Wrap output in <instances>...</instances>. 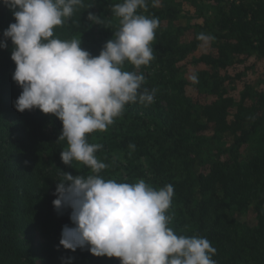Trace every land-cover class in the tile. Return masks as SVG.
Instances as JSON below:
<instances>
[{
	"label": "trees",
	"instance_id": "1",
	"mask_svg": "<svg viewBox=\"0 0 264 264\" xmlns=\"http://www.w3.org/2000/svg\"><path fill=\"white\" fill-rule=\"evenodd\" d=\"M210 1L207 8L201 0H158V6L147 0V8L137 10L159 19L153 59L139 69L125 62L123 70L143 74L141 91L155 90L154 100L126 104L106 131L88 135L90 144L102 145L95 155L107 167L98 174L80 162H62L67 141L58 140L59 118L15 108L20 93L7 84L15 64L12 41L0 47V264H121L88 247L73 252L60 245L63 227H74L71 209L57 212L53 205L64 172L118 183L142 179L156 190L170 184L166 215L178 236L206 238L216 264H264V88L246 84L240 91L245 74L231 70L264 60V0ZM123 2L84 0L54 38L79 39L98 56L120 27L112 6ZM182 19L188 24L180 25ZM14 22L0 3V43ZM201 33L214 39L208 52L193 57L203 45ZM23 219L49 224V244L34 247L23 239Z\"/></svg>",
	"mask_w": 264,
	"mask_h": 264
},
{
	"label": "clouds",
	"instance_id": "2",
	"mask_svg": "<svg viewBox=\"0 0 264 264\" xmlns=\"http://www.w3.org/2000/svg\"><path fill=\"white\" fill-rule=\"evenodd\" d=\"M15 19L4 31L13 44L11 59L16 68L13 80L22 88L15 108L39 109L62 121L58 140H66L61 160L71 166L80 162L100 173L107 165L95 153L101 144H90L88 135L106 131L128 103L150 104L154 92L141 91L143 74L123 70L125 62L139 69L153 59L151 44L158 18L137 14L147 0H124L112 6L119 30L106 42L98 56L82 48L79 39L54 38V29L70 19L84 0H0ZM158 6V0H153ZM91 8V6H88ZM92 22L97 16L89 13ZM207 45L214 37L201 33ZM134 148V145H130ZM53 200L57 212L70 208L74 227L65 225L60 245L75 252L89 248L96 257L119 258L121 264H216V249L202 237L178 236L166 215L173 186L159 190L146 184L118 183L99 175L73 176L64 172Z\"/></svg>",
	"mask_w": 264,
	"mask_h": 264
},
{
	"label": "rangeland",
	"instance_id": "3",
	"mask_svg": "<svg viewBox=\"0 0 264 264\" xmlns=\"http://www.w3.org/2000/svg\"><path fill=\"white\" fill-rule=\"evenodd\" d=\"M203 5L207 8H210V6L213 4V1L210 0H201ZM196 21V20H195ZM180 25H186L188 24L187 19H182L179 22ZM212 43L210 42L207 45H202L200 49L193 54V57L199 56L201 54H204L205 52L209 51V48H211ZM189 62H186V65H188ZM249 64L252 66L249 70H245V66H238V67H232L231 70H236L234 72H243L245 75L243 77V82L240 85V91L244 89L243 85L249 84L250 90H262L264 88V60H258V59H251ZM187 71V75L189 76L193 71L194 67ZM16 65L12 64L11 66V72L7 79V84L9 87V90H12L13 92H18L21 94L22 88L19 86L14 80H13V73L15 71ZM233 72V71H232ZM33 156L36 155L35 153H32ZM245 220H248L250 223L254 221L252 215H248L244 218ZM27 221V220H26ZM24 219L21 222L22 228H21V234L23 239L28 240L34 247H38L40 245L49 244L50 242V236L51 234L48 232L51 228L49 224H46L45 227H41L37 225V221L35 219H30L28 222H26ZM56 241V238L53 240V242Z\"/></svg>",
	"mask_w": 264,
	"mask_h": 264
}]
</instances>
